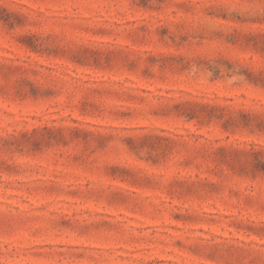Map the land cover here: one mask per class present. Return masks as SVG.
<instances>
[{
	"label": "rangeland",
	"instance_id": "1",
	"mask_svg": "<svg viewBox=\"0 0 264 264\" xmlns=\"http://www.w3.org/2000/svg\"><path fill=\"white\" fill-rule=\"evenodd\" d=\"M0 264H264V0H0Z\"/></svg>",
	"mask_w": 264,
	"mask_h": 264
}]
</instances>
